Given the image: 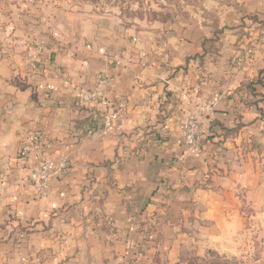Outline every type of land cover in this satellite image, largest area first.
Returning a JSON list of instances; mask_svg holds the SVG:
<instances>
[{"label": "crops", "instance_id": "crops-1", "mask_svg": "<svg viewBox=\"0 0 264 264\" xmlns=\"http://www.w3.org/2000/svg\"><path fill=\"white\" fill-rule=\"evenodd\" d=\"M4 12L0 264L231 252L244 202L264 206V0H221L187 25L123 30L72 5ZM95 89L101 96L82 106ZM189 115L207 126L199 145L183 141ZM63 157L67 168L37 197V159L56 167Z\"/></svg>", "mask_w": 264, "mask_h": 264}, {"label": "rangeland", "instance_id": "rangeland-1", "mask_svg": "<svg viewBox=\"0 0 264 264\" xmlns=\"http://www.w3.org/2000/svg\"><path fill=\"white\" fill-rule=\"evenodd\" d=\"M39 3H45L47 5L55 3L56 6L60 4L62 6L72 5L80 10H87L88 13L92 12L102 16H110L115 20L117 29L123 30L133 27H150L156 23L187 25L191 22L190 20L195 16L194 14L197 10L202 11L204 7L211 4L221 3V0H0V28L4 24V15L7 14L4 11L8 10L10 7H14L15 11L18 12V9L20 8H29L38 5ZM214 33H221V30L215 29ZM2 39L3 34L0 30V42ZM215 39H217L216 35ZM216 48L217 42L209 44L210 50H216ZM94 91H99V89H95L93 92ZM87 92H89V90ZM85 93L80 96L78 102L81 105L87 104V102L93 103L90 102L94 101L93 99L90 101L84 100ZM84 110L87 111L86 109ZM116 111L117 110L112 107L107 110L106 113L100 114L104 125L103 128L109 129L111 127V121L113 120V117L115 116L114 112ZM107 117H112L109 126L105 123ZM60 161H63L64 168H67V158L63 157L59 162ZM44 162L45 161L43 160L37 159L36 170L38 169V166ZM57 167L58 163L55 168ZM36 170L31 179L35 186L36 183H38ZM58 175L59 174L53 178H57ZM35 192L37 197H45L47 191L43 196H40L37 194V188L35 187ZM241 210L246 221L245 232L243 233L244 237L239 238L235 244L233 243L231 245V252L225 253L222 250L209 249V247H196L192 250L184 247L176 259L168 260L166 259L167 256H164L163 254L156 259L154 257L155 254H152L153 256L148 258L150 259L149 263H145L144 260H142V262H137L136 260L128 259V262L126 261L125 264H151V261H153L152 264L218 263L215 256L209 255L210 251L215 253L217 257H220L221 261L226 260L230 264H264V206L261 208H250L249 205L244 202ZM25 227L26 229H21L22 232H25L28 227L31 228L32 224ZM150 228L154 232L155 226H153L152 223L150 224Z\"/></svg>", "mask_w": 264, "mask_h": 264}, {"label": "built area", "instance_id": "built-area-1", "mask_svg": "<svg viewBox=\"0 0 264 264\" xmlns=\"http://www.w3.org/2000/svg\"><path fill=\"white\" fill-rule=\"evenodd\" d=\"M101 96L100 91H89L84 95L85 101L95 100L97 97ZM217 99H214L210 103L205 106H200L198 108L199 113H205L207 111H211ZM112 118V117H111ZM111 118H106V125H110ZM180 131L182 134L183 141L190 146L199 145L203 138L207 134V126L204 121L199 120V118L195 115H189L185 122L181 124ZM36 140L35 137L32 138ZM64 168V162L60 161L58 163V167L55 168L49 163H41L36 170L37 182V194L43 196L48 189L50 180L59 174Z\"/></svg>", "mask_w": 264, "mask_h": 264}, {"label": "trees", "instance_id": "trees-1", "mask_svg": "<svg viewBox=\"0 0 264 264\" xmlns=\"http://www.w3.org/2000/svg\"><path fill=\"white\" fill-rule=\"evenodd\" d=\"M258 84H260L262 87H264V78L263 79H259L258 81H256ZM250 87V85H248V88ZM95 129V127H92ZM209 255L211 256H215V259H217L218 263H210V264H230L228 261L223 260L221 261L220 257H217L215 253L213 252H209Z\"/></svg>", "mask_w": 264, "mask_h": 264}]
</instances>
